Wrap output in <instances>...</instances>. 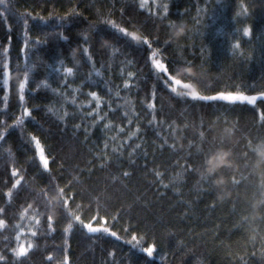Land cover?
<instances>
[{
    "label": "snow or ice",
    "instance_id": "snow-or-ice-1",
    "mask_svg": "<svg viewBox=\"0 0 264 264\" xmlns=\"http://www.w3.org/2000/svg\"><path fill=\"white\" fill-rule=\"evenodd\" d=\"M41 2L46 3L47 0ZM261 3L264 4V0H261ZM97 4L107 6L98 8ZM134 4L135 0H110V3L109 0H96V3L90 7L81 8L79 2L74 4L69 0L67 10L63 14L55 11L46 15L39 13L34 15L32 12L18 13L23 40L13 50L14 5L11 0H0V5H4L3 11H0V24L5 31V38L0 41V79H2L0 91L3 92L0 103L4 106L0 109V117H4L0 119V148L3 149V155H0V264H72L69 255L70 240L78 232L107 234L116 240L123 239L113 228L128 210L120 209L116 215H113L111 217L113 224L109 227L107 209H104L105 215L100 214L102 197L98 193L101 189L91 185L85 186V182L80 181L74 174L80 172V169L66 168L63 163L60 168L68 175L59 177L60 180L66 181L61 186L52 168L57 163V155L53 154L52 149H46L41 137L35 132H29L27 125L31 121L40 124L44 117L51 119L53 116L60 124H65L68 119H79L80 123L75 124V129H80L85 122L91 121L83 127L87 140L89 129L95 130L97 125L108 118V113L100 114L99 88L87 93L91 97L90 107L92 101H95V106L91 107L90 111L69 112L66 107L69 103L76 109H83L84 105L77 104L74 97L71 101L68 100L67 89L72 87L68 78L75 79L82 69L88 68L90 70L85 73L81 86L74 91L79 92L84 87L97 85L100 82L92 79L93 72L96 76L102 75L96 68L97 64L103 61L102 67L105 71H109L113 67L117 53L126 56L127 49L133 46H146L145 63L149 66V75L154 72L156 84L160 86L157 88L153 85L139 89L137 92V94L139 91L146 93L147 102L143 103V107L150 116L146 126L152 128L156 138L161 141L157 146L158 149H166L170 152V167L164 172L154 171L157 183L162 184V178L169 171L174 172L170 181L172 187H176L173 181H185L189 176L197 177L196 183L201 192L205 195H216L219 201L232 204L234 212L239 213L237 226L245 231L247 242L251 246V250L245 251L238 257L239 264H250L257 255H259L257 264H264V108L257 106L258 101L264 105V89L253 88L248 91L209 89L206 57L188 60L164 55L173 46L179 48L180 41L190 40L194 31L203 35L201 26L204 15L209 11V5L205 4L204 7H200L199 3L194 5L196 16L191 17L192 27H189L186 17L191 16L190 9L184 8L182 16L173 18L171 15L173 0L167 2L151 0V5L149 0H139L138 8L143 9V13H138L133 7ZM228 6L226 0H215L211 5L212 8L219 7L221 10ZM86 11L92 12L91 18L85 15ZM116 13L126 19L117 23L111 18ZM233 13V20L237 25L240 24V17L251 16L249 5L245 0H239ZM145 14L147 23L152 25L151 31L148 30L145 20L137 19L138 15ZM32 22H35L38 29L35 33ZM168 28L171 32L166 33V39L162 40L159 33ZM178 28L183 30L179 37L174 34ZM225 35L230 42L234 58H240L245 62L252 59V55L242 49L243 37H253L251 24L234 27ZM53 41H62L67 45L65 48L57 44L61 51L56 63H50L51 55L46 56L41 52V46H50ZM248 43L252 44L253 41L250 39ZM260 43L264 45V32L260 34ZM201 51L208 52V49L202 47ZM41 69L47 75L40 76ZM14 72L15 76H13ZM53 73L57 74L54 80L55 87L53 82H50ZM121 75L125 73L121 71ZM126 76L123 88L131 91L136 87L131 81L138 80V71H128ZM139 83L144 84L145 81ZM103 84L111 94L110 81L105 80ZM237 87L233 85V88ZM13 88L16 90L19 115L9 116V101ZM47 91L54 93L55 97L46 103L27 106L29 94ZM158 91L162 93L160 96L157 95ZM208 91H213L214 94H206ZM163 93H167V99ZM116 95L119 96L120 92L117 91ZM59 99H63L65 105L57 114L53 104L54 101L59 102ZM122 99L124 104L118 105V108L128 109L132 101ZM172 100H176L177 103L182 100L186 104L193 105L196 102H209V106L211 102L218 101L226 104L239 102L251 105L257 116L253 118L250 127L243 128L239 127L237 122L228 119L227 114L216 116L214 121H200L197 125L199 130L193 132L192 125L185 123L181 116H177L180 123L172 118L176 111L170 103ZM107 103L109 111L114 112L112 102ZM38 109L43 110V117L38 118L35 114ZM165 115L167 116L165 119L158 118ZM129 116L130 112L125 110L123 118L127 120V125L131 126L133 120ZM136 119L139 120L138 115ZM217 125L221 127L218 129ZM112 128L113 124L110 120L103 124L105 131ZM13 131L18 134V143L11 138ZM117 131L120 135H126L129 141L144 134L139 123L130 134L125 132L123 127L118 128ZM189 132L192 133V138L189 140L185 135L186 143L180 144L179 134ZM110 139L115 142L117 137L112 136ZM169 140L172 143H169ZM103 147L107 150L109 144L104 143ZM123 147L131 148L129 156L140 151L145 161L147 160L148 153L143 152L141 143H136L134 146L125 143ZM29 151L32 152L31 156L28 155ZM111 151L115 154V160L110 161L106 154H97L93 161L88 163L101 160L104 161L100 164L101 170L115 168L121 157L117 148H112ZM210 158L219 164L218 168L212 167V170H209ZM175 169L180 171H174ZM87 171L89 170L81 172V175L86 174ZM225 174L228 175V179L224 178ZM237 175L239 179L236 178ZM129 176V172H122L123 178ZM113 179L118 183L120 178L113 177ZM201 185H206V188L200 187ZM162 186L165 189L169 188V184ZM229 186L246 190L247 195L243 199L242 208L238 207L241 205L239 192L233 199V193L227 190ZM77 199L88 201L89 204L77 203ZM93 200L96 204L95 208L92 207ZM88 213L94 214L88 216ZM121 231L130 237L124 239L129 250L119 255L115 249L106 251V257L110 258L106 264H133L134 250L145 254L148 258L145 264H151L152 259L166 246V241L174 237V233L166 230V226L143 221H137L135 224L128 221L127 227L121 225ZM50 240L51 244L48 243ZM257 243H259V253L256 251ZM179 249L187 251L183 242H180ZM189 254L194 253L189 252ZM229 257L231 258V253Z\"/></svg>",
    "mask_w": 264,
    "mask_h": 264
},
{
    "label": "trees",
    "instance_id": "trees-1",
    "mask_svg": "<svg viewBox=\"0 0 264 264\" xmlns=\"http://www.w3.org/2000/svg\"><path fill=\"white\" fill-rule=\"evenodd\" d=\"M78 2L80 7L84 8L85 6L90 7L96 3V0H72L74 4ZM164 2H167V0H164ZM214 2L215 0H173L174 7L171 13L173 18L182 16L184 8L190 9L191 16L186 17L189 27H192L191 17L196 16L194 5L199 3L200 7H204L207 4L209 5V11L203 17L202 36L199 32L194 31L190 40L180 41L179 48L173 46L164 55L188 60L206 57L208 62L205 67L207 69L209 89L224 91H248L253 88L257 90L264 89V55H262L264 45L260 43V34L264 32V4L261 3V0H245V3L249 5L251 16L248 18L240 17V24L237 25L233 20V9L239 3V0H226L229 6L224 7L222 10L219 7L212 8L211 5ZM11 3L14 5L12 18L15 21L13 37V50H15L23 40L18 13L32 12L34 15L38 13L46 15L48 12L55 11L63 14L67 10L69 0H47L46 3H42L41 0H11ZM138 3L139 0H135L133 7L138 13H143L144 10L138 8ZM149 4L151 5V0H149ZM106 6L97 4L98 8ZM119 6L117 5V7ZM3 9L4 5H0V11H3ZM85 15L91 18L92 12L86 11ZM111 18L116 20L117 23H121L122 19H126V17L122 18L119 13L114 14ZM137 19L145 20L148 30H152V25L147 23L146 14L138 15ZM247 24L253 26V37H243L242 49L245 53H250L252 59L245 62L240 58L233 57L230 42L225 33L234 27ZM32 29L33 33L38 31L35 22H32ZM130 30L132 29L130 28ZM168 32H171L170 28L159 33L162 40L166 39V33ZM4 38V27L0 24V41H3ZM250 39L253 41L252 44L248 43ZM58 43L65 48L67 47L62 41H53L50 46H41V52L44 55H51L50 63H56L60 57L61 49L57 47ZM145 47H130L127 49L126 56H120L117 53V58L109 71H105L102 67L103 61L97 64L96 68L102 74L101 76H96L94 72L92 73V79L100 82L97 85L84 87L79 92L74 91V89L81 86L85 73L90 70L88 68L82 69L75 79L73 77L68 78L69 83L72 85L71 88L67 89L68 100L71 101L74 97L77 104L82 103L84 105L83 109H76L74 105L69 103L66 105L69 112L83 111L86 113L90 111L91 107L95 106V101H92L90 107L89 101L91 97L87 93L90 90L99 88L101 95L100 114L108 113V118L102 121L100 125H97L95 130L89 129L87 140H85L83 127L91 121L85 122L80 129H75V124L80 123L79 119H68L65 124H60L53 116L51 119L44 117L41 119L40 124L31 121L27 125L28 131L35 132L40 136L42 143L46 145V149H52L53 154L57 155V163L52 168L57 176V182L61 186L66 181L60 180L59 177L68 175L60 168L63 163L66 168L78 167L80 169V172L74 174L79 177L80 181L85 182V186L91 185L101 189V192L98 193L102 197L100 200V214L102 216L105 215L104 209H107L109 227H112L113 221L111 217L113 215H116L120 209L128 210L123 213L119 223L113 228L114 231H117L123 237L122 240H116L107 234H91L86 231L83 233L78 232L74 235L70 240L71 247L69 252L72 264H106L107 260L110 259L106 257V251L115 249L118 255L127 253L129 246L124 243V239L130 237L121 231V225L127 227L128 221L134 224L137 221H143L153 225H164L166 230L174 233V237L166 241V246L152 259L151 264H239L238 257L243 255L245 251L251 250V246L247 242L245 231L237 226L240 216L238 212H234L232 204L226 201H219L216 195H205L204 192H201L196 183L198 178L195 176H189L185 181H173L172 183L176 187H172L170 181H172L174 172L169 171L162 178V184H169V188L165 189L161 183H157L154 171L164 172L166 168L170 167V152L166 149H158L157 146L161 141L156 138L154 130L146 126L147 119H150L143 107V103L147 102L146 93L139 91V94H137L139 89H145L153 85H156L157 88L160 87L156 84L154 72L151 76L149 75V66L145 63ZM202 47L207 48L208 52H202ZM49 71L51 70L49 69ZM121 71L125 75L122 76ZM128 71H138V80L133 79L131 81L136 87L131 91H126L123 88ZM15 75L16 73L14 72L13 76ZM39 75L45 76L47 73L41 69ZM56 75V73H53L50 77L53 87L56 86L54 83ZM105 80L110 81L111 94L104 87L103 81ZM139 81H145V83L141 84ZM233 85L238 87L233 88ZM0 88H2V79H0ZM117 91L120 92L119 96L116 95ZM161 94V92H157L158 96ZM206 94H214V92L208 91ZM163 95L167 99V93H163ZM53 97H55V94L51 91L39 94L33 92L29 94L26 104L31 106L46 103ZM2 98L3 92L0 91V101H2ZM122 98L132 101L128 109L118 108V105L124 104V99ZM108 101L112 102V108L115 109L114 112L109 111ZM170 103L176 109L172 118L177 123H180L177 120V116H181L185 123L192 125L193 132L199 130L197 125L200 121H214L216 116L227 114L228 119L237 122L238 126L242 128L250 127L253 123V118L257 116L251 105L239 102L226 104V102L218 101L211 102L210 106L209 102H196L193 105L186 104L182 100L179 103L176 100H172ZM9 105L8 115H19L15 88L12 89ZM64 105L63 99H59V102L54 101L53 106L57 114L61 112V108ZM257 106L264 108V105L260 104L259 101ZM3 107V104L0 103V109ZM125 110L130 112L129 118L133 120V125L131 126H128L127 120L123 118ZM35 114L40 118L43 117L44 113L42 109H38ZM137 115L139 116L138 121L136 119ZM2 118L4 117H0V119ZM158 118L165 119L167 116ZM109 120L112 122L113 128L105 131L103 124ZM9 123H11V120H9ZM137 123H139L144 133L139 138L133 137L129 141L126 135H120L117 131L118 128L123 127L125 132L130 134L131 131L135 130ZM219 127L221 126L217 125L218 129ZM205 134L207 135L206 129ZM17 135V132L13 131L11 138L18 143ZM185 135L189 140L192 138L191 132L181 133L179 134L180 144L186 143ZM112 136L117 137L115 142L110 139ZM104 143L109 144L107 150L103 147ZM125 143L133 146L136 143H141L143 152L148 153L147 160L145 161L140 151L129 156L128 153L131 152V148L123 147ZM169 143H172V141L169 140ZM112 148H117L121 157L115 168L109 167L106 170H101L100 164L104 163L101 160H96L91 164L88 163L93 161L97 154H106L110 161L115 160V154L111 151ZM0 155H3L2 148H0ZM28 155L31 156L32 152L29 151ZM145 163L147 164L146 168ZM24 166L27 167V165ZM85 170L89 171L81 175V172H85ZM124 171L130 173L128 178L122 177V172ZM174 171H180V169H175ZM113 177H119V182L117 183ZM224 178L228 179L229 177L225 174ZM236 178L239 179V175ZM200 187L206 188V185H201ZM177 188L179 191H177ZM227 190L233 193V199L236 193L239 192L241 205L238 207L242 208L243 199L247 195L246 190L244 188L234 189L231 186ZM77 203L89 204L88 201L79 199H77ZM92 207H96L94 200ZM93 214L88 213L87 215ZM180 242L186 245L187 251H180ZM48 243L51 244L52 241L50 240ZM56 243H59V241H56ZM256 251L259 253V243H257ZM189 252L194 254H189ZM229 253H231V258ZM258 259L259 255H257L256 259L251 260L250 264H257ZM132 260L133 264H145L148 258L145 254L134 250Z\"/></svg>",
    "mask_w": 264,
    "mask_h": 264
},
{
    "label": "clouds",
    "instance_id": "clouds-1",
    "mask_svg": "<svg viewBox=\"0 0 264 264\" xmlns=\"http://www.w3.org/2000/svg\"><path fill=\"white\" fill-rule=\"evenodd\" d=\"M182 31H183L182 28H178L174 34H175L177 37H179V35L182 34ZM212 167H216V168H218V167H219V164L213 162L212 159L210 158V169H209V170H212Z\"/></svg>",
    "mask_w": 264,
    "mask_h": 264
}]
</instances>
